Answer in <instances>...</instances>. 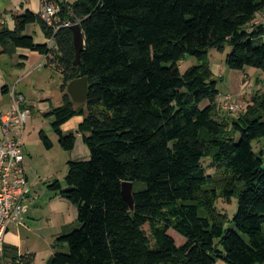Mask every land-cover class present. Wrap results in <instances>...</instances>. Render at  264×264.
I'll return each mask as SVG.
<instances>
[{"label":"trees","instance_id":"trees-1","mask_svg":"<svg viewBox=\"0 0 264 264\" xmlns=\"http://www.w3.org/2000/svg\"><path fill=\"white\" fill-rule=\"evenodd\" d=\"M47 1L61 21L79 22L85 47L77 66L71 28L55 32L39 13L15 17L13 31L1 28L0 47L38 53L63 75V104L45 117L65 151L80 138L89 152L68 163L65 187L49 186L77 218L48 264H264V152L253 149L264 139V91L245 112L223 115L210 60L230 48L229 70L264 74V23H256L264 0ZM34 24L54 45L25 35ZM187 57L197 65L182 73ZM80 78L88 98L77 105L66 89ZM124 183L132 185L133 211ZM234 200L230 218L218 203ZM6 260L33 264L35 255L4 245Z\"/></svg>","mask_w":264,"mask_h":264},{"label":"rangeland","instance_id":"rangeland-1","mask_svg":"<svg viewBox=\"0 0 264 264\" xmlns=\"http://www.w3.org/2000/svg\"><path fill=\"white\" fill-rule=\"evenodd\" d=\"M58 3L75 4L78 0H56ZM11 4V3H10ZM31 7H36V0H30ZM13 5V4H12ZM11 9H14L11 6ZM264 22V18H259L256 23ZM230 52V48H226L224 52L212 51L210 60L212 64V72L218 81L217 88L220 92L218 103L224 107V97L231 96L233 103L237 104V111L222 110L223 115L238 116L245 112L250 104L253 94L264 91V83L258 82V74L264 77V74L253 68H246L244 73L229 70L225 65V59ZM11 57L6 58L4 65L5 71L9 72L15 69L11 62ZM197 62L195 59L187 57L181 64L182 73L188 69L195 67ZM240 76V77H239ZM11 85L16 84V92L18 97L25 99V104L31 110V117L28 119L23 136L24 152H25V170L28 177V187L30 188L31 198L27 202V207H31V215L26 219L27 228H20L19 233L22 236L27 250H31L35 254L33 264H48L49 259L54 253L52 246L54 242L61 236H56L60 231L62 221L56 219L54 210H62V204H68L61 199L55 192L49 189V186L55 181L64 185V180L68 172V163L72 161L86 160L89 157L87 148L83 145L80 138L77 139L76 147L72 152L65 151L59 143L57 134L53 131L51 123L53 118L45 117L54 108H58L63 104V95L60 87L63 85L64 79L60 72L52 71L46 67H36L32 71V75L22 77L20 74L11 75ZM248 84H246V81ZM13 88L12 86H10ZM259 88V90H257ZM12 91V90H11ZM12 96V94H11ZM243 98H239L242 97ZM82 118H76L62 127L64 134H67L77 128ZM43 131L52 143V147L47 149L39 136ZM1 133V132H0ZM255 152H264V139L253 143ZM213 172V171H212ZM210 171V173H212ZM60 198V199H59ZM57 203V208L53 207V202ZM227 205L218 203V209L228 214L230 218L235 214V205ZM68 215L65 217V225L73 223L77 218V210L72 206ZM234 211V212H233ZM63 222V223H64ZM169 235L176 241L178 245L185 243V240L173 231H169ZM58 250L66 251L64 248ZM8 264V261H4ZM217 264H226L218 261Z\"/></svg>","mask_w":264,"mask_h":264},{"label":"built area","instance_id":"built-area-1","mask_svg":"<svg viewBox=\"0 0 264 264\" xmlns=\"http://www.w3.org/2000/svg\"><path fill=\"white\" fill-rule=\"evenodd\" d=\"M40 10L42 20L55 32L60 28H72L74 25H79V22L61 21L58 17L60 8L48 1L42 3ZM12 97H15L14 92ZM223 108L228 111L238 110L231 96L224 97ZM30 117L31 110L22 97L14 100V107L10 112L0 114V264L4 256L5 236L11 226L25 225L27 202L32 199L24 165L23 144L25 127Z\"/></svg>","mask_w":264,"mask_h":264},{"label":"crops","instance_id":"crops-1","mask_svg":"<svg viewBox=\"0 0 264 264\" xmlns=\"http://www.w3.org/2000/svg\"><path fill=\"white\" fill-rule=\"evenodd\" d=\"M36 2H37V6L33 8L31 7L30 0H28L26 3H23L22 0H0V30L1 28H7L10 31H13L15 28V21H14L15 17H18L24 14L26 11H30L34 14L40 13L43 0H36ZM22 4H24L23 7H22ZM11 6L14 9H11ZM25 35L32 37L34 39V42L38 45H48L49 47L54 45L52 41L46 39L39 25H35V24L28 25L25 30ZM7 57H11L12 59L11 62H12L13 67L15 69L20 70V72H22V77L28 76L30 75V73L32 75V71L36 67L38 68L46 67L47 68V59L44 56L39 55L38 53L30 52L25 49H12L11 47L6 49V52H5L4 48L0 47V114H6L10 112L12 108L14 107V100L15 99L18 100V96L16 94L14 98L11 96L13 90H15L16 92L17 83H12L13 85H11L10 78L12 74L17 75V74H20V72L14 69H11L9 72L5 71L4 65L6 63ZM211 67H212V64H211ZM241 73H244V72H241ZM257 79L259 80L258 82L264 83V77H262L260 74H258ZM245 82L246 84H248L247 80ZM10 86H12L13 88H11ZM3 88H6L5 91L2 90ZM257 90H259V88ZM239 98H243V96ZM65 202L68 204L66 206L65 204H62L63 206L62 210L55 209L53 212L55 218L62 221L60 225V231L56 236H61L64 230L75 222L74 221L73 223L69 225H65L66 223L64 222V219L68 215V212L70 210L69 205H71L68 201H65ZM53 207L57 208V203L55 201L53 202ZM31 214H32L31 207H30V210L28 207V212L24 216V223H25V220L29 218ZM23 228L24 229L27 228L26 224L21 229ZM19 230L20 228H18L17 226H11L5 236L4 245L15 247L19 255L21 256L34 254L33 252H31L30 249L29 251L27 250V246L26 244H24V241L22 239V236L19 233ZM2 264L4 263L2 262ZM8 264H12V263L8 261Z\"/></svg>","mask_w":264,"mask_h":264},{"label":"water","instance_id":"water-1","mask_svg":"<svg viewBox=\"0 0 264 264\" xmlns=\"http://www.w3.org/2000/svg\"><path fill=\"white\" fill-rule=\"evenodd\" d=\"M73 33V42L75 49V62L77 66L80 56L85 47V39L79 25H74L71 28ZM67 95L71 98L72 102L81 105L85 104L88 98V80L87 78H80L70 82L66 89ZM122 195L126 202L129 204L131 210H134V201L132 195V185L129 183L122 184Z\"/></svg>","mask_w":264,"mask_h":264}]
</instances>
